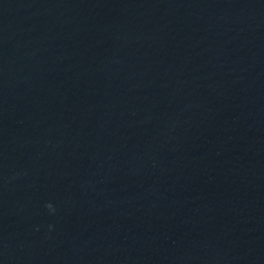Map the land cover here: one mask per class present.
<instances>
[{"label":"water","instance_id":"water-1","mask_svg":"<svg viewBox=\"0 0 264 264\" xmlns=\"http://www.w3.org/2000/svg\"><path fill=\"white\" fill-rule=\"evenodd\" d=\"M0 264H264V0H0Z\"/></svg>","mask_w":264,"mask_h":264},{"label":"clouds","instance_id":"clouds-1","mask_svg":"<svg viewBox=\"0 0 264 264\" xmlns=\"http://www.w3.org/2000/svg\"><path fill=\"white\" fill-rule=\"evenodd\" d=\"M49 207H51V205H49Z\"/></svg>","mask_w":264,"mask_h":264}]
</instances>
